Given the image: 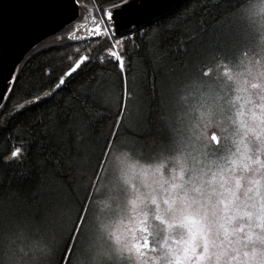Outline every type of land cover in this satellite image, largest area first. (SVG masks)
<instances>
[{"label":"clouds","instance_id":"9594fccd","mask_svg":"<svg viewBox=\"0 0 264 264\" xmlns=\"http://www.w3.org/2000/svg\"><path fill=\"white\" fill-rule=\"evenodd\" d=\"M235 5L238 54L157 91L140 135L85 162L71 264H177L193 239L201 264H264V0ZM62 216L55 205L0 213V264H57ZM133 236L155 251L138 254Z\"/></svg>","mask_w":264,"mask_h":264},{"label":"snow or ice","instance_id":"6c2138e0","mask_svg":"<svg viewBox=\"0 0 264 264\" xmlns=\"http://www.w3.org/2000/svg\"><path fill=\"white\" fill-rule=\"evenodd\" d=\"M195 2L201 12L211 5L218 23L194 18L190 5L162 21L157 0H29L28 15L10 22L0 0V130L15 131L17 141L4 138L0 151V213L61 209V224L70 228L57 264H71L84 224V215L73 219L71 206L81 191L88 199L85 162L95 150L136 136L157 91L198 70L209 76L213 64L228 62L245 43L232 0ZM26 40L27 59L15 57ZM52 50L62 54L58 65L46 61L22 79L21 61L28 65ZM9 169L13 176L6 178ZM141 230L147 236L143 222ZM132 246L141 255L155 251L147 238L133 236ZM203 258L193 239L176 260Z\"/></svg>","mask_w":264,"mask_h":264},{"label":"trees","instance_id":"16d2710c","mask_svg":"<svg viewBox=\"0 0 264 264\" xmlns=\"http://www.w3.org/2000/svg\"><path fill=\"white\" fill-rule=\"evenodd\" d=\"M232 3L235 4L236 0H232ZM189 13L191 14L194 10L196 13V16L194 18H200L203 21H205L209 26H214L218 21L216 20V12L211 10V5H209L208 9H205L204 12L200 11L201 5L199 3H196L195 0H183L177 7L172 9L170 12L165 14L162 17H159L162 21L165 20L168 16L175 13L178 10H182L186 6H189ZM61 53L55 50L52 51H45L44 55L38 56L36 59L32 60L30 64L25 65L24 62L20 64V67L24 68L22 79L24 78H31L34 74L37 73V66L39 64H42L44 62H48L52 65H58L60 63V57ZM28 54L25 56V59H27ZM147 117H151V113H147ZM18 131V129H17ZM16 132H9L8 129L0 130V151H3L5 144H4V138H8L11 140L12 136H15ZM12 143H16L17 141L11 140ZM30 164V161H25L24 167H28ZM6 178H11L13 176V171L11 169L6 170L5 172Z\"/></svg>","mask_w":264,"mask_h":264},{"label":"water","instance_id":"95a60500","mask_svg":"<svg viewBox=\"0 0 264 264\" xmlns=\"http://www.w3.org/2000/svg\"><path fill=\"white\" fill-rule=\"evenodd\" d=\"M182 1L183 0H157V8L155 11L159 17H162L177 7ZM2 2L6 6L5 14L10 22H15L24 18L30 11L28 6L29 0H2ZM38 35L45 39H49V37L44 36L42 32L38 33ZM28 43L29 41L26 40L23 45L15 51L14 56L19 57L23 53V48L27 47ZM23 54L25 56L27 55V53Z\"/></svg>","mask_w":264,"mask_h":264},{"label":"rangeland","instance_id":"374dc122","mask_svg":"<svg viewBox=\"0 0 264 264\" xmlns=\"http://www.w3.org/2000/svg\"><path fill=\"white\" fill-rule=\"evenodd\" d=\"M146 115H147V113H146ZM143 131H144V129H142L139 133H137L136 136L140 135Z\"/></svg>","mask_w":264,"mask_h":264}]
</instances>
